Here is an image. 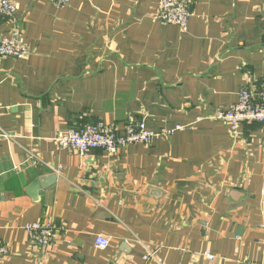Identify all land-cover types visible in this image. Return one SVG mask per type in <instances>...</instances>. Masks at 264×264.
<instances>
[{"label": "crops", "instance_id": "crops-1", "mask_svg": "<svg viewBox=\"0 0 264 264\" xmlns=\"http://www.w3.org/2000/svg\"><path fill=\"white\" fill-rule=\"evenodd\" d=\"M12 1L0 40L18 29L29 54L0 57V264H264L263 127L233 138L213 119L264 81V0H195L186 31L153 18L160 0ZM131 120L151 144L80 156L57 142ZM39 221L53 246L29 239Z\"/></svg>", "mask_w": 264, "mask_h": 264}, {"label": "built area", "instance_id": "built-area-1", "mask_svg": "<svg viewBox=\"0 0 264 264\" xmlns=\"http://www.w3.org/2000/svg\"><path fill=\"white\" fill-rule=\"evenodd\" d=\"M57 6H66L70 0H52ZM195 0H160L158 8L153 15L156 21L165 25L178 26L181 31H186L192 17V7ZM18 11L17 5L12 0H0V16L13 19ZM29 54L28 48L24 43L23 34L15 29L13 33L0 40V57H11L23 59ZM214 120L225 123L233 138H238L240 129L244 124L257 123L264 130V81L243 88L239 93V101L228 110L217 113ZM177 127V131L183 130ZM171 131L169 134L174 133ZM157 135L147 130L145 121L131 120L126 124L124 131L120 132L113 126L104 123L88 124L80 129H70L67 132L59 133L57 142L62 149L76 152L80 156H86L95 150H103L110 155H117L133 144L149 145ZM13 137L7 133L0 132V139ZM38 159L33 161L37 165ZM26 232L29 239L39 246L51 247L56 238L55 228L46 222H35L26 225ZM96 247L99 250H106L110 247L111 241L104 236H98ZM9 245L0 242V254L8 255ZM207 259L212 262L215 257L211 253L205 254ZM151 254L145 256L148 262ZM237 264H258L250 261H238Z\"/></svg>", "mask_w": 264, "mask_h": 264}, {"label": "water", "instance_id": "water-1", "mask_svg": "<svg viewBox=\"0 0 264 264\" xmlns=\"http://www.w3.org/2000/svg\"><path fill=\"white\" fill-rule=\"evenodd\" d=\"M50 181H52L50 177L41 179V180H39V181H37V182H35L33 184V188L32 189L34 191H36V190L39 191L42 187H45L46 188L47 187V183L50 182Z\"/></svg>", "mask_w": 264, "mask_h": 264}, {"label": "trees", "instance_id": "trees-1", "mask_svg": "<svg viewBox=\"0 0 264 264\" xmlns=\"http://www.w3.org/2000/svg\"><path fill=\"white\" fill-rule=\"evenodd\" d=\"M16 16V15H15ZM263 82V81H262ZM259 83H261V82H258L257 84H259Z\"/></svg>", "mask_w": 264, "mask_h": 264}, {"label": "rangeland", "instance_id": "rangeland-1", "mask_svg": "<svg viewBox=\"0 0 264 264\" xmlns=\"http://www.w3.org/2000/svg\"><path fill=\"white\" fill-rule=\"evenodd\" d=\"M52 1V0H51ZM53 2V1H52ZM67 6V5H66Z\"/></svg>", "mask_w": 264, "mask_h": 264}]
</instances>
